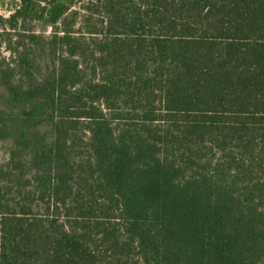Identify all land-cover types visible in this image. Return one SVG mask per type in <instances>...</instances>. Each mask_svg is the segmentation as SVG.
Segmentation results:
<instances>
[{"label":"trees","instance_id":"16d2710c","mask_svg":"<svg viewBox=\"0 0 264 264\" xmlns=\"http://www.w3.org/2000/svg\"><path fill=\"white\" fill-rule=\"evenodd\" d=\"M8 2L0 264H264V0Z\"/></svg>","mask_w":264,"mask_h":264},{"label":"rangeland","instance_id":"374dc122","mask_svg":"<svg viewBox=\"0 0 264 264\" xmlns=\"http://www.w3.org/2000/svg\"><path fill=\"white\" fill-rule=\"evenodd\" d=\"M9 6H10V3L8 2V0H0V14H7L9 10ZM4 158H5V155L0 145V162H2Z\"/></svg>","mask_w":264,"mask_h":264}]
</instances>
